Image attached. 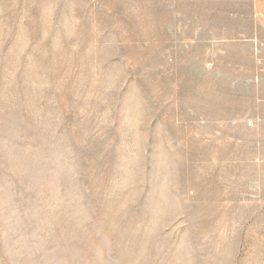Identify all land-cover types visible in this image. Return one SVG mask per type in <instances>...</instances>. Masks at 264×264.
Masks as SVG:
<instances>
[{"label":"rangeland","instance_id":"rangeland-1","mask_svg":"<svg viewBox=\"0 0 264 264\" xmlns=\"http://www.w3.org/2000/svg\"><path fill=\"white\" fill-rule=\"evenodd\" d=\"M250 12L0 0V264H264Z\"/></svg>","mask_w":264,"mask_h":264},{"label":"crops","instance_id":"crops-1","mask_svg":"<svg viewBox=\"0 0 264 264\" xmlns=\"http://www.w3.org/2000/svg\"><path fill=\"white\" fill-rule=\"evenodd\" d=\"M220 4H248L250 13L264 30V0H218Z\"/></svg>","mask_w":264,"mask_h":264}]
</instances>
